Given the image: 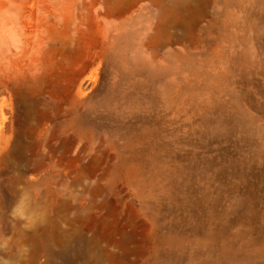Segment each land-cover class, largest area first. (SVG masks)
<instances>
[{"label":"rangeland","instance_id":"1","mask_svg":"<svg viewBox=\"0 0 264 264\" xmlns=\"http://www.w3.org/2000/svg\"><path fill=\"white\" fill-rule=\"evenodd\" d=\"M0 264H264V0H0Z\"/></svg>","mask_w":264,"mask_h":264},{"label":"bare ground","instance_id":"2","mask_svg":"<svg viewBox=\"0 0 264 264\" xmlns=\"http://www.w3.org/2000/svg\"><path fill=\"white\" fill-rule=\"evenodd\" d=\"M29 36H31V35H29ZM27 43V42H26ZM23 106H24V108L26 109V110H28V103L25 101V102H23ZM25 112H27V111H25ZM26 114V113H25ZM28 114V113H27ZM25 117H27V115L25 116ZM28 119V118H27Z\"/></svg>","mask_w":264,"mask_h":264}]
</instances>
